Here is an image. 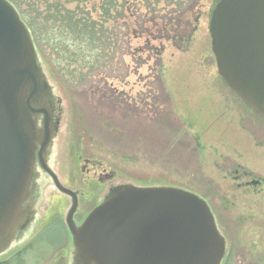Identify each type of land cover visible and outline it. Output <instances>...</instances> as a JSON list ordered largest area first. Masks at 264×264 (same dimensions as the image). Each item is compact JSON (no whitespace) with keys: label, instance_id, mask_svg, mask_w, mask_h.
I'll return each mask as SVG.
<instances>
[{"label":"rangeland","instance_id":"rangeland-1","mask_svg":"<svg viewBox=\"0 0 264 264\" xmlns=\"http://www.w3.org/2000/svg\"><path fill=\"white\" fill-rule=\"evenodd\" d=\"M217 1L67 3L76 19L94 22L98 37L85 46L82 56L73 57L69 47L62 53L50 45H38L21 18L26 25V51L37 61L57 119L50 162L54 169L64 171L59 178L62 185L80 189L83 213L126 186L171 187L196 195L213 219L209 181L223 185L215 181L222 173L214 159L221 162L217 154H234L237 143L250 147V138L239 133V125L246 119L256 124L262 121L218 75L208 31ZM35 2L38 10L45 8L43 2ZM215 143L217 152L213 151ZM83 167L88 174L82 172ZM100 173L104 179L98 183ZM82 179L88 182L85 187L79 184ZM31 185L33 192L28 188L25 196L30 194L28 201L37 214L36 229L22 224L19 208L12 225L1 232L0 261L25 247L38 231L42 233L47 218L65 219L69 210V198L50 182ZM216 212L221 228L212 224L220 262L229 246L223 238V210ZM53 231L42 235L50 246L42 252L29 247L11 264L74 263L79 253L56 251L69 249L70 237Z\"/></svg>","mask_w":264,"mask_h":264},{"label":"water","instance_id":"water-1","mask_svg":"<svg viewBox=\"0 0 264 264\" xmlns=\"http://www.w3.org/2000/svg\"><path fill=\"white\" fill-rule=\"evenodd\" d=\"M24 25L13 6L0 0V240L18 213L31 176V114L45 112L30 103L46 83L26 51ZM208 29L219 76L264 118V0H218ZM75 203L67 222L83 262L218 263L213 220L192 193L126 186L91 210L77 230L70 224Z\"/></svg>","mask_w":264,"mask_h":264},{"label":"flooded vegetation","instance_id":"flooded-vegetation-1","mask_svg":"<svg viewBox=\"0 0 264 264\" xmlns=\"http://www.w3.org/2000/svg\"><path fill=\"white\" fill-rule=\"evenodd\" d=\"M46 96V91L39 90L38 94H35V100H30L34 108L44 109L46 112L40 111L35 115L36 117L32 119L33 132L35 133L34 143L36 147L33 154L31 183L32 185H37L43 180L50 182L59 193L69 198L70 207L65 219H62L60 216L47 218L48 222L43 232L39 233L40 231H38L34 239L27 243L28 247H26V245L14 254L1 260V264L13 263L16 257L25 252L26 249H29V247H33L32 249H37L39 252H42L43 248L50 246V242L42 239V235L46 233L50 235L54 232V229L64 233L67 238L70 237L71 239L70 250L64 247L56 251H61L68 255H75L77 249L71 228L67 223V217L70 213L72 204L75 200V208L70 214V224L75 230L81 226L86 215L97 206L96 203L87 214L83 213V202L80 189H71L62 185L59 178L62 174L64 175V171L54 169L53 165H51L50 155L52 153L53 129H55V124H57V119L53 116L54 106L51 100L47 99ZM246 109L248 108L246 107ZM251 113L253 112L251 111ZM253 115L262 120V123L259 122L263 124L261 128L258 126L260 125L259 123H257V125L247 119L241 122V126L239 125L242 130H240L239 133L241 132L244 136L246 135V138H250V147L249 144L245 146V142L241 145L237 143V146L234 148V154H217V159H223L221 162L214 159V165L217 166L219 172L222 173L215 181H220L223 185L215 184L214 180L209 181V204L213 212V222L218 224L219 228L221 227L219 225L220 222L216 210H223L225 236L223 238L224 240L226 238L229 246L225 248L221 259L222 261L218 262V264H263L264 262V119L255 113H253ZM46 119L47 123H45ZM215 145L217 144L215 143L214 146ZM228 145V143L225 144L226 150L229 149ZM213 151L217 152L218 147H213ZM85 162L86 165H89L88 160H85ZM82 172L88 174L89 170L83 167ZM96 178L97 182L101 183L104 179V175L100 173ZM56 182L69 189L71 193L67 194L59 189ZM79 184L85 187L88 182L85 183L82 179ZM32 187H29V192H33L34 189ZM84 193L86 194V188ZM28 198H30V194L27 197L25 196L21 204L20 217L22 218L23 225L26 223V227L29 226L31 229L34 228L33 230H35V226H37L38 223L36 219L37 214L32 209ZM78 259L76 257V261L72 264H81L77 262ZM84 263L92 264L91 262H83V264Z\"/></svg>","mask_w":264,"mask_h":264},{"label":"trees","instance_id":"trees-1","mask_svg":"<svg viewBox=\"0 0 264 264\" xmlns=\"http://www.w3.org/2000/svg\"><path fill=\"white\" fill-rule=\"evenodd\" d=\"M9 1L19 9L22 19L27 24L38 45H50L48 47L61 50L62 53L66 47H69L73 50L71 55L73 57V55L82 56L86 45L91 46L98 41V37L95 39L94 22H86L81 17L76 19L74 11L66 6L67 3L78 0ZM35 1L43 2L45 8L38 10ZM109 1L110 3L113 2V0Z\"/></svg>","mask_w":264,"mask_h":264}]
</instances>
